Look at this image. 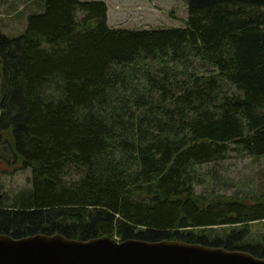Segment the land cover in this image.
Listing matches in <instances>:
<instances>
[{
  "label": "trees",
  "instance_id": "trees-1",
  "mask_svg": "<svg viewBox=\"0 0 264 264\" xmlns=\"http://www.w3.org/2000/svg\"><path fill=\"white\" fill-rule=\"evenodd\" d=\"M184 2L182 26L126 28L102 0H35L0 32V159L31 172L0 233L264 257V190L210 187L230 151L264 162V0Z\"/></svg>",
  "mask_w": 264,
  "mask_h": 264
},
{
  "label": "water",
  "instance_id": "water-1",
  "mask_svg": "<svg viewBox=\"0 0 264 264\" xmlns=\"http://www.w3.org/2000/svg\"><path fill=\"white\" fill-rule=\"evenodd\" d=\"M0 264H264V257L181 240H80L58 233L13 238L0 233Z\"/></svg>",
  "mask_w": 264,
  "mask_h": 264
},
{
  "label": "rangeland",
  "instance_id": "rangeland-1",
  "mask_svg": "<svg viewBox=\"0 0 264 264\" xmlns=\"http://www.w3.org/2000/svg\"><path fill=\"white\" fill-rule=\"evenodd\" d=\"M35 0H0V32L7 37L22 33L26 12ZM109 9L110 24L120 27L164 28L181 26L187 17L184 0H102ZM10 143V135L0 137V153ZM220 165V166H219ZM216 165L222 177L210 186L225 195L234 193L260 194L264 190V162L254 161L244 153L230 151L229 157ZM30 169H19L0 159V193L8 203L20 190L30 186ZM202 189V187H200ZM264 232V224L255 227Z\"/></svg>",
  "mask_w": 264,
  "mask_h": 264
},
{
  "label": "crops",
  "instance_id": "crops-1",
  "mask_svg": "<svg viewBox=\"0 0 264 264\" xmlns=\"http://www.w3.org/2000/svg\"><path fill=\"white\" fill-rule=\"evenodd\" d=\"M108 7V6H107ZM107 21H108V24L110 25V26H117V25H113V24H110V20H109V9L107 10Z\"/></svg>",
  "mask_w": 264,
  "mask_h": 264
}]
</instances>
